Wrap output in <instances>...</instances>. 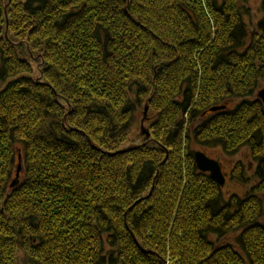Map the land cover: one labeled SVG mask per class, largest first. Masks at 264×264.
<instances>
[{
  "label": "trees",
  "instance_id": "1",
  "mask_svg": "<svg viewBox=\"0 0 264 264\" xmlns=\"http://www.w3.org/2000/svg\"><path fill=\"white\" fill-rule=\"evenodd\" d=\"M249 1L0 0V264H264ZM143 105L152 133L131 144ZM245 147L257 184L224 200L195 154Z\"/></svg>",
  "mask_w": 264,
  "mask_h": 264
},
{
  "label": "rangeland",
  "instance_id": "2",
  "mask_svg": "<svg viewBox=\"0 0 264 264\" xmlns=\"http://www.w3.org/2000/svg\"><path fill=\"white\" fill-rule=\"evenodd\" d=\"M249 4L252 8V16L254 22H257L261 20L262 17V8H261V0H250ZM262 90V88H261ZM146 106H141L137 112L136 117L134 119V126L132 128V134L130 137L131 144H137V143H143L142 141L144 138H146L145 135H143L142 128L145 130H148L151 132V124L154 122V114L151 110L148 111L145 109ZM146 113V119H145V112ZM152 133V132H151ZM192 149L198 150V147L196 145H192ZM208 155L212 157L213 159H217L222 164V169L224 174L226 173V183L224 187H221V193H223V199L226 200L233 195H240L241 197H245L247 195L248 189L252 188L254 185L257 184V182L253 179V175L256 168V161L253 160L251 156V152L248 148H243L241 151L236 153L235 155L228 156L226 155L223 150L219 148L210 149L208 152ZM242 163L245 166V175L249 178L247 181V186H242L237 181L235 182L232 178L234 169L236 168V165Z\"/></svg>",
  "mask_w": 264,
  "mask_h": 264
},
{
  "label": "water",
  "instance_id": "3",
  "mask_svg": "<svg viewBox=\"0 0 264 264\" xmlns=\"http://www.w3.org/2000/svg\"><path fill=\"white\" fill-rule=\"evenodd\" d=\"M259 97L264 103V89L260 91ZM225 107H217L212 108L211 110L213 112L215 111H222ZM146 110L148 111V108L146 107ZM146 111V113H147ZM146 117V114H145ZM147 136H150V133L146 132ZM195 162H197V166L200 172L204 173H210L211 178L219 183L221 187L225 186L226 181V175H224V172H222V165L219 161H216L215 159H211L208 157L204 152H197L195 154Z\"/></svg>",
  "mask_w": 264,
  "mask_h": 264
},
{
  "label": "bare ground",
  "instance_id": "4",
  "mask_svg": "<svg viewBox=\"0 0 264 264\" xmlns=\"http://www.w3.org/2000/svg\"><path fill=\"white\" fill-rule=\"evenodd\" d=\"M263 90V89H262ZM261 91V90H260ZM260 91H258V93L256 94L257 95V98L259 99V100H261V98L259 97V93H260ZM262 101V100H261ZM262 103H263V101H262ZM264 104V103H263ZM146 107H148V106H146ZM225 108H226V106H224ZM217 108V107H216ZM224 108V109H225ZM146 109V108H145ZM223 110V109H222ZM211 113L213 112L212 110L210 111ZM145 114H146V112H145ZM145 119H146V117H145ZM148 130H145L144 128H142V133H143V135H145L146 136V138L148 139L150 136H147V134H146V132H147ZM149 132V131H148ZM150 133V132H149ZM22 157H23V155H22V151H19V157H18V159H19V161H18V166H17V171H16V174H15V178L12 180L13 182L11 183V187L12 188H14V187H18L19 185H20V183H21V178H22V175L24 174V170H23V165H24V159H22ZM222 172H223V169H222ZM225 175V174H224Z\"/></svg>",
  "mask_w": 264,
  "mask_h": 264
}]
</instances>
